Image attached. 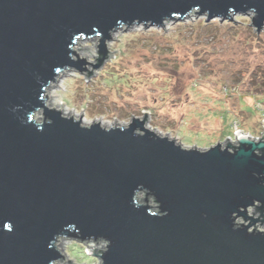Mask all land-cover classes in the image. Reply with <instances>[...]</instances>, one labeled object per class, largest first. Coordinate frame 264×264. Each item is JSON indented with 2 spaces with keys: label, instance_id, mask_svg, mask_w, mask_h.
<instances>
[{
  "label": "water",
  "instance_id": "95a60500",
  "mask_svg": "<svg viewBox=\"0 0 264 264\" xmlns=\"http://www.w3.org/2000/svg\"><path fill=\"white\" fill-rule=\"evenodd\" d=\"M229 7H255L252 25L264 29V0H0V264H59L65 256L48 247L53 234L77 229L85 237L58 240L97 243L90 253L100 259L98 245L107 238L105 264H264V235L239 229L252 220L264 225V204L254 202L236 230L230 219L238 205L264 201V131L254 137L239 130L234 140L203 148L146 126L147 111L107 128L81 116L62 119L45 103L40 114L53 123L42 131L26 116L50 79L103 68L116 51L107 39L118 21L147 27L193 15L233 20ZM93 26L102 33L95 64L74 49L96 37ZM56 67L62 72L54 74ZM137 184L146 186L134 193L137 203L159 214L161 201L166 215L133 207Z\"/></svg>",
  "mask_w": 264,
  "mask_h": 264
},
{
  "label": "rangeland",
  "instance_id": "374dc122",
  "mask_svg": "<svg viewBox=\"0 0 264 264\" xmlns=\"http://www.w3.org/2000/svg\"><path fill=\"white\" fill-rule=\"evenodd\" d=\"M233 18L207 22L206 15H193L163 26L119 28L107 39L114 56L95 75L61 73L59 80L72 78L75 108L68 116L108 128L143 119L147 111L146 126L203 148L234 140L239 130L261 137L264 116L257 101L264 99V29L258 33L249 14ZM78 42L75 52L95 64L100 38ZM59 241L65 256L59 264L100 263L90 253L97 243Z\"/></svg>",
  "mask_w": 264,
  "mask_h": 264
},
{
  "label": "clouds",
  "instance_id": "9594fccd",
  "mask_svg": "<svg viewBox=\"0 0 264 264\" xmlns=\"http://www.w3.org/2000/svg\"><path fill=\"white\" fill-rule=\"evenodd\" d=\"M194 9L196 11H199L200 6L196 5V6H194ZM189 11H192V9H189ZM206 11H209V10H206ZM238 12H243L244 14H251L253 17H256V18L259 15V12L255 7H247L243 11H237L234 7H229L226 15L231 17L234 13H238ZM218 15L219 16H225V14H218ZM164 19H167V17H165ZM126 24L127 23L118 21L117 25L114 26L113 29L123 28L126 26ZM93 32H94L96 37H100L102 35L101 32L96 30V26H93ZM71 46H72V44L69 45L70 48H71ZM71 53H70V57L72 55ZM89 63H94V61H89ZM65 67L66 66H64L63 68H65ZM63 68H60V67L54 68V70H53L54 74L61 73ZM75 75H76V78H82L79 72H77ZM50 80H52V79H50ZM49 81L42 86V93L40 94V96L38 98L40 103L33 106L31 108V110L26 113L27 122L31 123L37 129V131H42L45 124L51 125L53 123V121L49 117L47 120H45L43 114H40V109L44 106L45 103L49 104L50 107L55 109L54 111H56L62 119L71 120L73 122H76L75 118H71L68 116V112L72 111L75 108V105L71 102L72 91H71L70 86L72 85V78H70L68 75H64L63 79L55 81L53 84H49ZM46 87H48L50 89L48 92L44 91ZM17 108H19V106H17ZM66 109H67V111H66ZM16 110L17 109H13V111H16ZM34 116H39V118H40L39 123H37ZM21 122L24 123L23 120ZM80 128L83 130H90L91 129V128H82V127H80ZM155 138H157V137H155ZM161 140H163V139H161ZM142 187H146V186L143 184H137L136 187L132 190L131 200H132L133 207H135L137 209L144 208L146 210L147 214L151 215V216L163 217L164 215H166L167 214L166 210H163V211L161 210L162 209L161 201H160L159 214L156 211H152L151 209L144 207V206L137 203L135 196H134V193ZM254 202H258L259 204H264V201H261L258 199H253L251 203L244 204V205H238L237 209L231 213L230 219H231L232 224H233V230H236L234 228L235 224L240 223L241 225H243V220L248 219V217L252 213ZM242 209H247V211H244ZM241 213H243L244 215H241ZM234 217L235 218H242V219H234ZM252 221H251V226H241L239 229H241V230L246 229L247 233H251V234L264 235V225H262L261 221L255 220V223H253ZM73 228H74V225L68 226V231L71 232L73 230ZM254 228H255V231H253ZM4 229L6 231L11 232L12 231V222L11 221H5L4 222ZM75 236L85 237L82 235V233L78 229L75 231L74 235H68V234H63V233H54L52 239L50 240V242L48 244V247L50 249L54 248L60 254V247H59L58 238H60V237H75ZM86 237H94V236H86ZM101 237H103V236H101ZM109 247H110V241L107 238H105L104 243L101 245L100 264H105L103 256L108 251ZM58 260H59V258L52 259L49 261V264H57Z\"/></svg>",
  "mask_w": 264,
  "mask_h": 264
},
{
  "label": "trees",
  "instance_id": "16d2710c",
  "mask_svg": "<svg viewBox=\"0 0 264 264\" xmlns=\"http://www.w3.org/2000/svg\"><path fill=\"white\" fill-rule=\"evenodd\" d=\"M262 86V85H261ZM257 101V100H256ZM257 102H259V104H261V106H262V108L261 109H259V110H261V112H260V115L262 114L263 116H264V99H259V101H257ZM260 108V107H259ZM256 111V110H255ZM257 112V111H256ZM144 196V195H143Z\"/></svg>",
  "mask_w": 264,
  "mask_h": 264
},
{
  "label": "bare ground",
  "instance_id": "6f19581e",
  "mask_svg": "<svg viewBox=\"0 0 264 264\" xmlns=\"http://www.w3.org/2000/svg\"><path fill=\"white\" fill-rule=\"evenodd\" d=\"M69 113V112H68Z\"/></svg>",
  "mask_w": 264,
  "mask_h": 264
}]
</instances>
